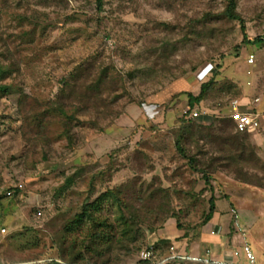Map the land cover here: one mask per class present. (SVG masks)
Listing matches in <instances>:
<instances>
[{
    "label": "rangeland",
    "instance_id": "rangeland-1",
    "mask_svg": "<svg viewBox=\"0 0 264 264\" xmlns=\"http://www.w3.org/2000/svg\"><path fill=\"white\" fill-rule=\"evenodd\" d=\"M233 1L245 41L228 0H0V264H134L156 240L202 251L212 229L244 261L230 207L264 257V152L242 161L228 120L179 117L206 63L218 116L231 80L264 85V0Z\"/></svg>",
    "mask_w": 264,
    "mask_h": 264
},
{
    "label": "built area",
    "instance_id": "built-area-1",
    "mask_svg": "<svg viewBox=\"0 0 264 264\" xmlns=\"http://www.w3.org/2000/svg\"><path fill=\"white\" fill-rule=\"evenodd\" d=\"M254 61V55L250 54L247 58L248 63H252ZM213 70V65L211 63H207L204 65L197 73L196 78L199 82L203 81L207 76L211 74ZM258 98H255L254 101L257 102ZM221 107L222 109L227 110L226 114L228 117L234 122L235 130L238 132H247L251 133L253 131L258 130L260 126V117L257 113L252 112H245L242 111L241 101L239 98H230L223 102ZM160 112V110H159ZM219 111L217 109H211L208 107H205L201 103L199 105H195L194 107L185 106V108L180 110L179 117H184L186 119H196L204 116H218ZM15 189L19 190L22 189V185L20 183L13 186V188H8L4 191L5 197H10L15 192ZM231 213L233 215V224L236 229V232H238V236L242 239V251L244 255V261H233L231 259H224L222 257H219L216 255L215 251L211 246L206 247L202 252L197 251L195 253H184L177 251V247L174 245H171L169 247V251L166 254L165 257L161 259L160 263H165L167 261H174V260H181V261H187L195 264H260L255 255L252 251L249 244L245 241V231L238 220V214L235 212V210H231ZM5 229H2L1 232H4ZM210 236H217L216 230L212 229L210 231ZM152 255L151 249L146 248L141 250L139 254V258L142 260L149 259Z\"/></svg>",
    "mask_w": 264,
    "mask_h": 264
},
{
    "label": "trees",
    "instance_id": "trees-1",
    "mask_svg": "<svg viewBox=\"0 0 264 264\" xmlns=\"http://www.w3.org/2000/svg\"><path fill=\"white\" fill-rule=\"evenodd\" d=\"M101 2H102V0H97L98 4H101ZM234 8H235L234 1L233 0H228L227 7L225 9V15L229 19H236V20L240 21V23H241V31H242V35H243V41H245L246 34L244 32L243 20L234 12ZM261 40L263 41L264 37H257V38H255L254 41L259 42ZM206 64H204V65H206ZM1 73L2 72L0 70V74ZM212 83H213V80H209L208 78H205L203 81L200 82L199 93L197 95H193L191 93H188V95H187L188 96V106L189 107H194L195 105H198L201 102H203L204 99L206 98V94H207L208 90L212 86ZM235 87H237V86H235ZM4 89L5 88L0 86V90H4ZM237 95H239V91L237 92ZM149 106H151V108H148ZM142 107L146 108V110H148L147 111L148 113L146 114V117H147L148 120L149 119H153L159 113V110H160L159 104H156V103H150V102L149 103H143ZM218 117H221L222 119L228 120L230 122V124L232 125L231 128L227 127V130L225 129L222 132H224L227 135L225 137L226 140H228V139L233 140L231 142H233V148H234V151H235V155L238 156V158H240L242 161H245L247 163H253V161H255L254 159L257 158L256 157L257 156L256 155L257 151H256V148L251 144L249 133L236 131L234 122L228 117L227 114L222 115V116H214V115L210 116L209 115V116H204V117H200V118H196V119H186L184 117H180V118L182 120L187 121V122L188 121L189 122H196L198 125H202V126H209V125L215 126V124H213V123H215V121H216V119H218ZM16 190L17 189H15V192H16ZM102 198H103V196H101V197L99 196L95 202H93L92 204L87 205L84 208V211L80 215L77 216V219L74 222L75 225H79V226L81 225L80 222L83 219L84 215H87L89 217V219L93 220L94 218L92 217L90 212H88V207L93 208L96 204H98V202ZM215 203H216V201H215L214 197L211 196L210 199H209L208 212L203 218V222L204 223H206V222L208 223L212 219V217H213V215L215 213H218L219 216L221 215V211L217 210V208H216L217 206H216ZM228 213L231 216V220L229 222L231 223V228L233 230L232 233H235L236 229H235L234 224H233L234 218H233V215L231 213V207L229 208V212ZM160 242L158 240H156L153 244H151L148 247V248L151 249V252H152V255H151V257L149 259L142 260V259L139 258V260L136 263H134V264H182V263H191V262L181 261V260H174V261H167L165 263H160L161 259L163 257H165L166 254L168 253L169 247L172 244V243L170 244L169 242H166V241H162V243L165 244V246H162L161 245L162 243H160ZM177 251H179V252L181 251V252H184V253H190L191 252L190 249H187L185 247L183 249L177 248ZM202 251H200V252H202ZM140 252H138V253L140 254ZM192 253H194V252L192 251Z\"/></svg>",
    "mask_w": 264,
    "mask_h": 264
},
{
    "label": "crops",
    "instance_id": "crops-1",
    "mask_svg": "<svg viewBox=\"0 0 264 264\" xmlns=\"http://www.w3.org/2000/svg\"><path fill=\"white\" fill-rule=\"evenodd\" d=\"M263 51H264V48H263V50H260V54L262 55V60H263L262 61L263 66L261 65L260 67H263V70H264V52ZM246 63L248 65L254 66L257 63V59H256L255 54H254V61L252 63H248L247 59H246ZM251 72L256 74V72H260V69L258 67L256 69L252 68ZM231 81L238 88L239 95L237 97L241 101V106H240L241 110L245 111V112H249V113L255 112L260 117V127L258 128V130L249 133L251 144L256 148V151H257L256 155L258 157H260L259 152H261V153L264 152V119H263L264 118V106L259 105L260 98H259V95L257 93H258L259 89L264 88L263 87L264 85L260 82V80L258 78H256L254 83L251 85V88L254 90V97H249L250 95L246 94V91H244L238 84H236L234 82V80H231ZM255 98H258L257 102L254 101ZM148 108H151V106H149ZM142 111H143L142 112L143 116L145 118H147L146 114L148 113L147 112L148 110H146V108L142 107ZM160 112H161V109H160ZM158 114L160 115L161 113H158ZM217 215L219 216L218 213H217ZM207 241H211V242H210V244H207L206 247H208L210 245L213 248V250L215 251L216 255L219 257L232 260V256L237 255L236 250L234 248H232V246L226 247L227 245H225L222 242V240L220 238H218V236L210 237ZM245 241L249 244L252 251L254 250L253 248L257 249V246L260 245V241L257 242V245L256 244L253 245L251 242H249V240L246 237V234H245ZM217 243H219V249L216 248ZM254 252H255L254 255H255L257 261L260 264H264V257H262L261 255H258L255 250H254ZM239 262H241V261H239Z\"/></svg>",
    "mask_w": 264,
    "mask_h": 264
}]
</instances>
